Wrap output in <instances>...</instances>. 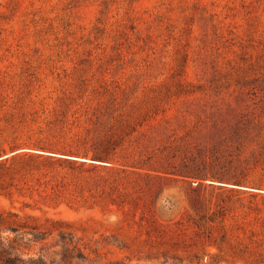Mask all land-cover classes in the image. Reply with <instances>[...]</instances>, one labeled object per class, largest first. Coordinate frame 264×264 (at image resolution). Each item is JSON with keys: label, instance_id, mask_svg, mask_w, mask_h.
Wrapping results in <instances>:
<instances>
[{"label": "rangeland", "instance_id": "374dc122", "mask_svg": "<svg viewBox=\"0 0 264 264\" xmlns=\"http://www.w3.org/2000/svg\"><path fill=\"white\" fill-rule=\"evenodd\" d=\"M262 70L264 0H0V243L264 264ZM109 131L117 170L27 158Z\"/></svg>", "mask_w": 264, "mask_h": 264}, {"label": "trees", "instance_id": "16d2710c", "mask_svg": "<svg viewBox=\"0 0 264 264\" xmlns=\"http://www.w3.org/2000/svg\"><path fill=\"white\" fill-rule=\"evenodd\" d=\"M253 74L264 75V70H262V73L256 72ZM233 75L237 79L249 76V74L245 75V73H234ZM125 126L128 127V125ZM121 131H124V129ZM119 140L120 135L109 131L108 134L94 143V150L90 155L88 151H82L69 144L65 145L56 141L45 147L46 150L44 151L50 153L48 156L37 152L28 154L27 158L39 162L47 161V163H58V165L65 164L70 168L85 169L86 171L88 169H97V165L104 166L103 168L113 171L117 170V167L111 161L114 159ZM88 156L90 158H87ZM0 219L3 218L0 217ZM38 234L40 233H32L34 240L45 238L46 231L41 232L44 237H39ZM66 237L72 239L73 235L71 232L59 231L60 239H65ZM43 251L40 248L37 253L31 254L29 249H13L11 246L6 247L0 243V264H85L89 260L90 254H96L95 249L87 250L76 246H61L59 249L51 250L49 255L46 251ZM91 264H94V261Z\"/></svg>", "mask_w": 264, "mask_h": 264}]
</instances>
